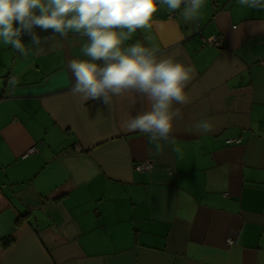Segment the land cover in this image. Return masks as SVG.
<instances>
[{"label": "crops", "instance_id": "crops-1", "mask_svg": "<svg viewBox=\"0 0 264 264\" xmlns=\"http://www.w3.org/2000/svg\"><path fill=\"white\" fill-rule=\"evenodd\" d=\"M181 11L161 6L125 42L195 69L159 154L124 127L145 98L71 93L85 38L27 58L0 42V264H264V9L205 0L190 23ZM202 118L215 131L196 132Z\"/></svg>", "mask_w": 264, "mask_h": 264}, {"label": "clouds", "instance_id": "clouds-1", "mask_svg": "<svg viewBox=\"0 0 264 264\" xmlns=\"http://www.w3.org/2000/svg\"><path fill=\"white\" fill-rule=\"evenodd\" d=\"M249 9H264V0H238ZM205 0H0V42L21 56L45 53L44 42L69 33L85 38L81 52L89 59L69 62L75 83L74 96L83 101H99L108 106L113 97L136 93L149 108L124 122L126 130L146 134L155 153L163 150L161 141L175 144L171 137L174 122L183 114L174 105H186L185 92L195 69L174 56H159L158 49L143 43L125 46L137 30L151 31L154 14L161 6L169 12L181 10L186 23L199 19ZM183 6V7H182ZM50 32L43 38L37 32ZM30 37L28 46L22 37ZM150 41L151 37H146ZM15 84V80H10ZM194 130L215 131L212 122L200 119ZM174 151L180 153L179 148Z\"/></svg>", "mask_w": 264, "mask_h": 264}, {"label": "built area", "instance_id": "built-area-1", "mask_svg": "<svg viewBox=\"0 0 264 264\" xmlns=\"http://www.w3.org/2000/svg\"><path fill=\"white\" fill-rule=\"evenodd\" d=\"M203 42L205 44H209V45L216 46V47H219L222 45V39H221V37H218V36L209 37L207 39H204ZM239 142H240L239 140H227L226 141L227 144L239 143ZM34 152H35V148H31L28 150V152L26 154H33ZM150 168H151V164H149V163H142V164L137 165L135 167V169L138 172H145V171H148ZM227 243L229 245L232 244V240L228 239Z\"/></svg>", "mask_w": 264, "mask_h": 264}, {"label": "trees", "instance_id": "trees-1", "mask_svg": "<svg viewBox=\"0 0 264 264\" xmlns=\"http://www.w3.org/2000/svg\"><path fill=\"white\" fill-rule=\"evenodd\" d=\"M19 221V219H17V221L16 222H18ZM10 243H12V240L11 241H8L6 244H3V246L5 247V246H8Z\"/></svg>", "mask_w": 264, "mask_h": 264}]
</instances>
